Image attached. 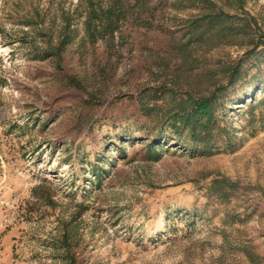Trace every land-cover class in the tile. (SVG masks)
<instances>
[{
    "label": "rangeland",
    "instance_id": "1",
    "mask_svg": "<svg viewBox=\"0 0 264 264\" xmlns=\"http://www.w3.org/2000/svg\"><path fill=\"white\" fill-rule=\"evenodd\" d=\"M209 1L264 33V0ZM122 4L92 43L80 0H0V264H264V48L191 36L206 6ZM186 94L216 98L209 150L160 121Z\"/></svg>",
    "mask_w": 264,
    "mask_h": 264
},
{
    "label": "trees",
    "instance_id": "2",
    "mask_svg": "<svg viewBox=\"0 0 264 264\" xmlns=\"http://www.w3.org/2000/svg\"><path fill=\"white\" fill-rule=\"evenodd\" d=\"M183 7H200L206 6V9H213L214 5L209 0H181ZM80 6L84 13V29L87 39L94 43L98 39L112 37L115 32L119 30L123 22L127 21L125 8L122 0H80ZM202 21H207L202 25ZM71 24V16H65V31L61 37L59 45L55 47L54 56L59 58L60 50L71 39V31L69 29ZM139 24H144L139 22ZM253 21L250 17L243 14L242 16L230 15L222 11H214L208 13L196 21H192L190 28V35L198 41L202 34H211L216 37L219 42L226 45H235L236 38H245V46L253 49L262 46L264 48V33H251V26ZM206 27V30L201 33L200 30ZM217 30V31H216ZM48 54V53H47ZM51 56V55H50ZM49 57V56H47ZM238 80L237 69L229 68L227 71V85L232 86ZM156 100V99H154ZM250 102H254L250 98ZM264 102V99H262ZM252 106V105H251ZM216 98L213 95L194 97L192 95H185V97L174 100L173 105L167 109L164 114H161L160 121L165 120L167 127L171 131V136L175 139H180L185 136L188 140L201 147L204 150L213 148L215 143H212V138L220 137L221 129L216 126ZM217 133L215 135L213 132ZM160 135H154L143 146L145 150L146 159L151 161H158L162 156V150L168 148L170 139H160ZM186 147L182 141L178 146ZM224 181H214L213 185L223 183ZM224 189L220 188V197H225ZM67 240L62 239L59 247L65 248ZM67 246V245H66ZM69 261L72 262L69 250Z\"/></svg>",
    "mask_w": 264,
    "mask_h": 264
}]
</instances>
